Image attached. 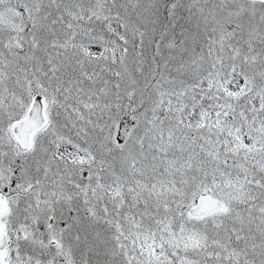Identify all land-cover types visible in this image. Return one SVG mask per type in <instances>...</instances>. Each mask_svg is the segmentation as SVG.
Returning a JSON list of instances; mask_svg holds the SVG:
<instances>
[{"label":"snow or ice","instance_id":"6c2138e0","mask_svg":"<svg viewBox=\"0 0 264 264\" xmlns=\"http://www.w3.org/2000/svg\"><path fill=\"white\" fill-rule=\"evenodd\" d=\"M0 264H264V0H0Z\"/></svg>","mask_w":264,"mask_h":264}]
</instances>
